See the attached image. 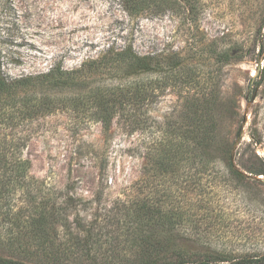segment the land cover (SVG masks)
Listing matches in <instances>:
<instances>
[{"label":"rangeland","instance_id":"374dc122","mask_svg":"<svg viewBox=\"0 0 264 264\" xmlns=\"http://www.w3.org/2000/svg\"><path fill=\"white\" fill-rule=\"evenodd\" d=\"M132 1L0 0L8 80L55 64L75 69L125 46L171 62L179 54L185 65L176 86L144 78L149 95L118 105L107 122L81 107L25 123L27 163L0 177L3 264H144L155 209L179 215L174 245L190 263L264 255V0H172L164 11L129 15ZM133 78L93 75L73 90ZM203 92L215 95L219 129L204 149L208 163L188 161L199 150L183 141L197 131ZM41 216L48 233L37 236Z\"/></svg>","mask_w":264,"mask_h":264},{"label":"trees","instance_id":"16d2710c","mask_svg":"<svg viewBox=\"0 0 264 264\" xmlns=\"http://www.w3.org/2000/svg\"><path fill=\"white\" fill-rule=\"evenodd\" d=\"M130 6L124 4L129 15L140 14L152 10L164 11L173 4L172 0H133ZM157 2L156 5L153 3ZM259 53L263 56V66L258 75L264 77V40ZM225 61L231 57L237 59L241 56L225 55ZM183 58L175 55V61H169L165 54L139 55L131 46L121 50L109 48L97 58L83 61L75 69H65L60 64H55L47 72L36 75L23 76L8 80L0 75V177L5 175L9 180L12 171L20 170L27 162L22 159V150L26 144L25 123L35 117L48 115L57 110H78L81 107L95 110L103 121L107 122L117 111L118 105L127 102L145 99L151 92V82L142 81L150 75L156 74L155 80L159 87L176 86L184 81L185 65ZM220 70V69H219ZM122 71L134 76L129 82L118 85H98L86 91L73 90L86 88L88 81L94 75L116 76ZM191 76L190 73L187 74ZM142 76V77H141ZM210 98L203 92L202 101H197L195 106L199 113L195 114L197 131L186 134L184 142L187 147L199 150L186 159L208 163L211 157L206 150L218 140V122L214 118L215 95ZM2 135V136H1ZM25 170V169H24ZM19 174V172H17ZM233 177H241L234 171ZM1 183V180H0ZM153 215L154 231L153 241L150 243L151 256L144 264H209L214 260L204 262H189V257L174 245L177 237L174 220L179 216L175 212L164 213L163 210L151 211ZM39 227L34 234L44 236L48 233L47 219L41 216L37 219ZM178 224V222H176ZM217 261V260H216ZM226 261V260H219ZM232 264H264V255L246 256L228 260ZM0 264H3L0 262Z\"/></svg>","mask_w":264,"mask_h":264},{"label":"water","instance_id":"95a60500","mask_svg":"<svg viewBox=\"0 0 264 264\" xmlns=\"http://www.w3.org/2000/svg\"><path fill=\"white\" fill-rule=\"evenodd\" d=\"M262 66H263V63H261V65H260L259 68H258L257 76L259 75V73H260V71H261V69H262Z\"/></svg>","mask_w":264,"mask_h":264}]
</instances>
